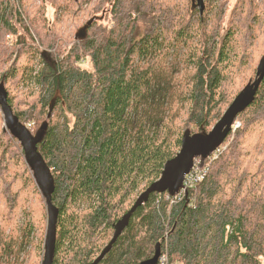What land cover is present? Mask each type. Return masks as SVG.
<instances>
[{
  "label": "trees",
  "instance_id": "1",
  "mask_svg": "<svg viewBox=\"0 0 264 264\" xmlns=\"http://www.w3.org/2000/svg\"><path fill=\"white\" fill-rule=\"evenodd\" d=\"M48 1L63 2L35 8L42 48L33 75L37 46L22 0H0V63L18 50L0 81L54 175V264H90L183 136L208 133L253 80L264 32L254 59L247 56L262 12L254 0H235L224 20L228 0H196L202 12L193 0H95L78 24L92 0H67L77 27L61 49ZM237 117L203 180L180 199L152 193L98 264H160L154 258L165 238L172 264H264V78ZM14 138L0 114V264H18L31 251L30 264H40L46 205ZM32 196V219L18 227V210Z\"/></svg>",
  "mask_w": 264,
  "mask_h": 264
},
{
  "label": "water",
  "instance_id": "2",
  "mask_svg": "<svg viewBox=\"0 0 264 264\" xmlns=\"http://www.w3.org/2000/svg\"><path fill=\"white\" fill-rule=\"evenodd\" d=\"M198 4L202 12V4L199 1ZM82 33L84 34V30ZM263 78L264 55L257 65L254 79L249 81L233 98L211 130L208 133H186L183 136L180 150L175 156L166 161L160 177L138 195L130 209L116 222L112 238L90 264H98L101 261L111 249L118 236L126 228L133 211L145 203L152 193H167L170 196H174L180 190L185 175L192 168L195 158L198 156L203 158L208 157L225 141L231 132L232 124L237 115L253 102ZM0 110L3 115L4 129L18 139L26 163L30 167L35 183L44 198L47 212V228L44 242V256L41 264H54L59 208L52 200V194L55 189L52 169L38 148L39 139L15 115L8 101L7 89L1 81ZM157 248L160 251V242H158ZM156 260H158V257L154 258V261Z\"/></svg>",
  "mask_w": 264,
  "mask_h": 264
},
{
  "label": "rangeland",
  "instance_id": "3",
  "mask_svg": "<svg viewBox=\"0 0 264 264\" xmlns=\"http://www.w3.org/2000/svg\"><path fill=\"white\" fill-rule=\"evenodd\" d=\"M6 0H2L4 3ZM14 1V0H13ZM63 1V2H62ZM93 1L90 4H85L83 8L79 11V19H78V24H81L84 21L85 17V12L88 10V7L92 5ZM255 1V6L257 9V12L259 13V10L262 12L261 17L256 18L253 21V24L255 25L254 31H251L252 34V40H253V45L251 46V50L249 52V55L247 56V59H254V55L256 53V50L260 49L261 46L263 45L262 37H263V32H264V0H254ZM43 0H28L27 2L25 0H22V15L23 19L26 22V24L29 26V32L32 34L34 37V43L37 46V49H34V54L32 52V65H34L38 62L41 65L39 56H40V42L36 37V28H39V22H36L34 19L35 16V8L40 6L42 4ZM62 2L61 6L58 8H55V5H53L50 1L47 3V8H46V17L48 18V21L50 27L52 24L56 23L58 24L57 27L60 30V36H61V49H66L69 47V45L72 44L74 41V33L76 32V27L74 22L69 20V14L70 10L68 8L67 10V0H60ZM235 0H228L226 3L227 5L224 6L223 8V20L228 17L229 11L231 7L234 5ZM197 8H199L197 6ZM216 8L214 9V11ZM214 12H211L210 15L213 16ZM262 34V35H261ZM13 41L17 42L16 36H11ZM15 42V43H16ZM18 55V50H15L12 52V50H9L6 52V60L3 63H0V73L3 72L9 65H11L14 60L17 58ZM264 55V54H263ZM256 75V74H255ZM254 79V78H253ZM33 81V80H30ZM29 81V82H30ZM21 87V83L19 85ZM26 87H21L19 89L23 90ZM1 114V119H2V126L4 127V121H3V115L0 110ZM240 121V120H239ZM14 144L17 143L18 141L14 138L12 139ZM228 142H225L224 146H227ZM18 145V144H17ZM35 181V180H34ZM37 186V185H36ZM41 193V192H40ZM37 201V197L32 196L28 199L26 203H24L18 210V215H17V225L18 227H22L25 225V223L28 220L32 219L33 215V205H35ZM46 228H47V217H46ZM36 241L38 242L40 240V230L36 231ZM45 236H46V231L44 235V242H45ZM34 251H31L30 253H27L25 256L21 257L18 260V264H30L31 260L34 257ZM44 256V249H43V254L41 256V259H43ZM41 264V263H40Z\"/></svg>",
  "mask_w": 264,
  "mask_h": 264
},
{
  "label": "built area",
  "instance_id": "4",
  "mask_svg": "<svg viewBox=\"0 0 264 264\" xmlns=\"http://www.w3.org/2000/svg\"><path fill=\"white\" fill-rule=\"evenodd\" d=\"M40 67H41V65L38 62L34 65V74L33 75H35L39 71ZM238 125H239V120H236V122L234 124V129ZM219 150L220 149H217L211 156L216 157ZM208 164L209 163L203 162L201 159H196L193 167L186 174L180 190L173 197L175 199H180V198L184 197L188 193L189 190L194 188L200 181H202L203 178L205 177L206 173H207ZM166 239L167 238L164 239L165 244L162 248V253L159 257V263L160 264H172L169 261V249H168V246L166 243Z\"/></svg>",
  "mask_w": 264,
  "mask_h": 264
}]
</instances>
